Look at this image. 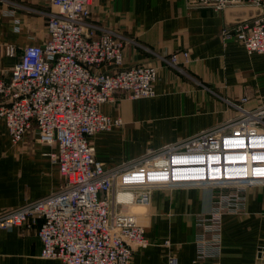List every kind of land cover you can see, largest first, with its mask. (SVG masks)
Returning <instances> with one entry per match:
<instances>
[{"label":"built area","instance_id":"obj_1","mask_svg":"<svg viewBox=\"0 0 264 264\" xmlns=\"http://www.w3.org/2000/svg\"><path fill=\"white\" fill-rule=\"evenodd\" d=\"M42 1L55 9L48 17L47 37L24 47L10 77L0 76V120L13 145L35 131L39 143L56 146L51 159L63 185L48 197L0 213V230L39 221L42 258L63 264H132L135 252L150 241L139 217L124 210L145 201L140 188L168 185L170 169L177 187L210 183L224 191L217 193L211 215L200 219L205 232L198 238L194 264L220 258L224 215L245 213L246 190L264 186V105L244 110L224 127L171 144L165 153L150 151L108 168L96 158L91 140L123 121L101 107L118 92L133 99L156 97L158 67H124L125 49L133 40L113 30L98 32L90 20L93 0ZM188 2L190 8L216 12L256 9L255 15L226 26L221 38L239 42L249 54H264V0ZM14 30L20 32L18 19ZM6 51L15 57L14 46ZM182 57L188 62L189 52ZM164 61L178 65L180 55ZM165 245L170 247V241ZM169 264H179L178 258L171 255Z\"/></svg>","mask_w":264,"mask_h":264},{"label":"crops","instance_id":"obj_2","mask_svg":"<svg viewBox=\"0 0 264 264\" xmlns=\"http://www.w3.org/2000/svg\"><path fill=\"white\" fill-rule=\"evenodd\" d=\"M48 5H40L39 13L36 1L0 0V76L10 77L20 59L10 57L7 46L19 49L44 42L47 30L41 16ZM256 13L254 8L193 9L188 0H93L90 20L98 32L113 30L133 40L125 49L124 67L149 64L159 72L156 97L133 99L118 92L101 107L123 124L94 137L96 158L108 168L117 167L150 150L224 127L244 110L263 106L264 54H249L239 42L221 38L226 26ZM16 19L22 22L20 32L14 30ZM183 52H189L188 62ZM175 53L180 55L178 65L164 61ZM37 138L33 131L13 145L0 120V213L48 197L61 185L51 159L56 146L39 144ZM175 188L157 187L148 203L127 208L137 210L150 241L135 252L132 264H169L171 255L179 264H194L198 238L205 232L200 218L211 215L217 193L224 191L210 183ZM245 197V213L223 217L222 256L198 264L262 263L264 186L247 189ZM39 225L1 229L0 264H63L41 257Z\"/></svg>","mask_w":264,"mask_h":264},{"label":"rangeland","instance_id":"obj_3","mask_svg":"<svg viewBox=\"0 0 264 264\" xmlns=\"http://www.w3.org/2000/svg\"><path fill=\"white\" fill-rule=\"evenodd\" d=\"M47 3V1H42V0H38V1H36V8H38V11H39V13H40V11H43V10H41L40 9V5H43V4H46ZM49 3V2H48ZM50 4V3H49ZM51 5V4H50ZM50 5H48L49 7H47L46 9H44V11L46 12V13H44V14H46V15H43V16H41L42 17V24H44L43 25V28L45 27V26H47V22H48V14H51L53 11H55V9L52 7V6H50ZM19 20V19H18ZM20 21V20H19ZM21 25H22V22L20 21V29H21ZM16 48V47H15ZM23 49H24V47L23 48H16V55H15V57L16 56H21V54H22V52H23ZM33 132V131H32ZM104 133V132H103ZM99 134H101V133H99ZM98 135V134H97ZM97 135H95V136H97ZM94 136V137H95ZM94 137L92 138V140H91V143H92V145H93V139H94ZM35 141H37V140H35ZM39 143V142H38ZM40 144V143H39ZM173 144H175V143H173ZM171 144H169V145H166V146H163V147H161V148H158V149H154V150H150L151 152L152 151H157V152H160V153H165L166 151H167V148H169V147H171L170 146ZM175 145H177V142H176V144ZM94 146V145H93ZM169 146V147H168ZM173 146V145H172ZM15 147H17V146H15ZM149 151V152H150ZM148 153V152H147ZM146 153V154H147ZM146 154H144V155H146ZM144 155H142V156H144ZM142 156H140V157H138V158H134V159H131V160H135V159H140ZM131 160H129V161H131ZM128 162V161H127ZM127 162H125V163H127ZM124 164V163H123ZM122 165V164H121ZM120 165V166H121ZM54 167H56V169H57V171L59 172V170H58V168H57V166H54ZM117 167H119V166H117ZM111 168H114V167H111ZM60 173V172H59ZM61 176V175H60ZM62 185H63V178H62V176H61V185H60V187L56 190V191H54L53 193H56V192H58V191H60L61 190V188H62ZM161 187H167V188H169V189H177V188H175V187H177V186H175V185H163V186H161ZM157 187H153L152 189H148V188H145V189H142V188H140V190H139V193L141 194L142 193V196H144V197H146L145 198V200H146V202L145 203H148V200H149V195H151V192L153 191V189H156ZM186 188V187H185ZM142 190H145L144 191V193L142 192ZM144 203V204H145ZM144 204H142V203H137V205H144ZM136 204L134 203V204H132V205H130V206H135ZM124 211H127V209L125 208V210ZM135 211H137V210H135ZM133 212V210L131 209L130 210V212H132L133 214H135L136 212ZM136 215H138V214H136ZM140 216V215H139ZM203 218H205V217H203ZM200 219H202V218H200ZM30 223H31V221H30ZM23 227H28L27 225H25V226H23Z\"/></svg>","mask_w":264,"mask_h":264},{"label":"bare ground","instance_id":"obj_4","mask_svg":"<svg viewBox=\"0 0 264 264\" xmlns=\"http://www.w3.org/2000/svg\"><path fill=\"white\" fill-rule=\"evenodd\" d=\"M167 178H168V182H169L168 185H175V184H173L175 181L172 180L173 175H172V171H170V169H167Z\"/></svg>","mask_w":264,"mask_h":264}]
</instances>
